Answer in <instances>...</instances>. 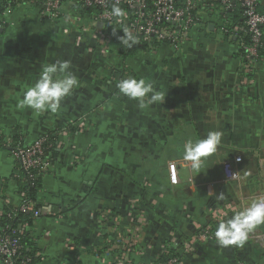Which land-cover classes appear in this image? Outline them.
<instances>
[{
	"label": "crops",
	"instance_id": "crops-1",
	"mask_svg": "<svg viewBox=\"0 0 264 264\" xmlns=\"http://www.w3.org/2000/svg\"><path fill=\"white\" fill-rule=\"evenodd\" d=\"M196 13L180 48L160 44L126 60L102 53L77 17L40 19L54 25L45 34L0 31V136L23 145L56 137L31 203L38 216L25 228L39 264H158L166 248L178 264H264V224L242 246L215 239L220 221L264 198V56L246 63L206 0ZM61 60L79 82L61 110L18 108L42 66ZM122 64L164 103L141 108L117 95L112 73ZM211 131L221 143L194 172L183 145ZM23 187L0 147V217L18 213Z\"/></svg>",
	"mask_w": 264,
	"mask_h": 264
},
{
	"label": "built area",
	"instance_id": "built-area-1",
	"mask_svg": "<svg viewBox=\"0 0 264 264\" xmlns=\"http://www.w3.org/2000/svg\"><path fill=\"white\" fill-rule=\"evenodd\" d=\"M212 0H206L210 6ZM221 7L220 14L225 17L226 13L241 9L243 19V33L249 38L247 44H240V53L244 59L251 60L258 57V50L262 44L264 34V15L259 12L258 0H213ZM117 0H0V31L14 27V16L17 6L36 8L38 16L42 20L56 23L69 16L75 15L76 6L85 9H97V13L90 18V31L93 38L101 46V52L106 53L111 46V37L104 31L105 27L123 25L143 39V41L167 42L172 48L178 49L193 30L198 26L197 0H118L119 7L124 11L122 17H113L109 13L111 6ZM78 21L81 19L75 15ZM101 24V28H97ZM229 34L227 28L221 27L224 35L237 37V28ZM0 147L8 150L15 160L18 168L23 173L24 186L34 185V182L45 173L49 167L46 156L48 137H40L30 144H14L8 139H1ZM171 166V165H170ZM31 212L37 217L38 213L31 207V203H23L18 213ZM14 215H8L13 217ZM0 230V257L3 264H24L19 257V239L13 237L16 231L22 229ZM40 256L39 254H37ZM123 259V258H122ZM117 264H123L120 260ZM163 264V263H158ZM165 264H178L177 259H168Z\"/></svg>",
	"mask_w": 264,
	"mask_h": 264
},
{
	"label": "clouds",
	"instance_id": "clouds-1",
	"mask_svg": "<svg viewBox=\"0 0 264 264\" xmlns=\"http://www.w3.org/2000/svg\"><path fill=\"white\" fill-rule=\"evenodd\" d=\"M109 15L113 17L125 15L118 5V0L111 6ZM118 39L119 43L127 48H132L138 43L137 36L127 27L123 29V35ZM70 67V61L67 60L43 65L35 83L25 89L17 107L31 109L36 115L45 112L58 113L62 102L71 97L78 87V78L69 71ZM116 88L122 96L138 102L141 108L146 105H161L165 100V94L157 91L152 82L143 78L121 79L116 83ZM222 135L220 131H211L202 139L196 141L188 139L183 145V161L189 164L192 171L198 172L204 163L203 158L210 157L217 151ZM218 198L223 199V194L218 195ZM262 224L264 198H257L242 211L218 223L215 232L216 242L222 247L242 246L249 234Z\"/></svg>",
	"mask_w": 264,
	"mask_h": 264
},
{
	"label": "trees",
	"instance_id": "trees-1",
	"mask_svg": "<svg viewBox=\"0 0 264 264\" xmlns=\"http://www.w3.org/2000/svg\"><path fill=\"white\" fill-rule=\"evenodd\" d=\"M259 2V12L264 15V0H258ZM217 3H215L213 0L211 1L210 6H216ZM97 9H85L82 7H77L75 8V15L79 16L80 19L85 20V18H90L93 15L97 13ZM75 15L71 17H75ZM220 18L223 20L221 27L227 28L229 34H233L234 32L232 31L233 29L237 28V33L238 36L235 38V42L238 43V48L240 44H247L249 42V38L243 31V19L241 15V9L236 8L234 11L230 13H226L225 17L223 18V15L220 14ZM125 27L123 25H115L111 27H105L104 31L108 33L111 37V46L107 50L108 52L113 51L116 53L118 56L121 57L122 60L129 59L137 54V52H143V53H149L152 51H155L160 44H166L170 46L167 42H156V41H143V39L138 38V43L134 45L132 48H127L119 43L118 37H121L123 35V29ZM115 33V34H114ZM227 36H230V35ZM187 40V39H186ZM185 43V42H184ZM240 51V49H239ZM242 55V54H241ZM264 56V34L262 37V44L260 49L258 50V57L255 59L247 60L245 59L246 63H256L259 62L261 58ZM242 58L244 59L243 55ZM112 76L114 77L117 82L121 79L128 78V77H134L136 76L129 71V68L126 67L125 65H121V67L118 70L113 71ZM116 94L119 95L123 100L129 101L128 98L122 96L118 89H116ZM1 137V136H0ZM48 145L50 147L46 149V155L49 154L50 152H53L55 149V143H56V137L53 135H48ZM1 139H3L1 137ZM14 144H17V142H13ZM39 185V179H37L34 182L33 186H30L27 184L26 186L23 187L22 190V195H23V203H32L34 204V198H35V193ZM32 213L31 212H24V213H17L13 217H8V215H13L12 212L8 213L5 212L4 216L0 217V227L5 229L8 227V229H13L16 231L18 230L19 227L22 226L21 231L18 230L16 231L15 235L13 237L19 239V245H20V250H19V257L20 259L24 262V264H39L41 261V257L38 256V251L34 248H31V242L27 238L26 234V227L31 226V221H32ZM5 230L6 233L10 234L9 230ZM122 246V245H121ZM123 249V246H122ZM118 254H120V249L118 250ZM179 255L176 253L175 250H171L166 248L165 253H163L160 258L159 262L165 264L168 259H178ZM0 264L2 263V259L0 257ZM81 264V263H77Z\"/></svg>",
	"mask_w": 264,
	"mask_h": 264
},
{
	"label": "rangeland",
	"instance_id": "rangeland-1",
	"mask_svg": "<svg viewBox=\"0 0 264 264\" xmlns=\"http://www.w3.org/2000/svg\"><path fill=\"white\" fill-rule=\"evenodd\" d=\"M212 9L213 11L216 12L215 13L216 15L220 14L221 7L219 5L212 6ZM13 18L14 19L16 18V21L14 22V28L13 27L11 28H13L15 32H20L21 29L24 28L23 33L25 34H30V33L37 34V32H42L43 34H45L47 31H51L54 28L53 27L54 25H49L48 22L40 21V17L38 16V12L36 8H31L27 6L22 7L18 5L16 8L15 16ZM22 22H24V24H21ZM50 26L52 27L51 30H50ZM6 31L8 30L6 29Z\"/></svg>",
	"mask_w": 264,
	"mask_h": 264
},
{
	"label": "water",
	"instance_id": "water-1",
	"mask_svg": "<svg viewBox=\"0 0 264 264\" xmlns=\"http://www.w3.org/2000/svg\"><path fill=\"white\" fill-rule=\"evenodd\" d=\"M97 28H101V24H97V26H96Z\"/></svg>",
	"mask_w": 264,
	"mask_h": 264
}]
</instances>
